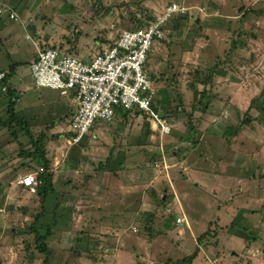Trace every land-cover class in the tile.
Masks as SVG:
<instances>
[{"label":"rangeland","instance_id":"1","mask_svg":"<svg viewBox=\"0 0 264 264\" xmlns=\"http://www.w3.org/2000/svg\"><path fill=\"white\" fill-rule=\"evenodd\" d=\"M170 1L15 0L14 6L11 4L5 8H8L9 12H17V20L20 17L21 21L26 19L27 22L24 23L25 28H22L21 23L15 17L14 21H11L13 26L10 29L0 28V66L5 67L11 62H23L24 64L17 68V71L24 82L33 85L27 63L33 57L36 58L38 50L53 47L76 55L78 38L82 33H88L90 34V40L86 42L88 52L83 57L90 59L95 53L110 45L111 41L117 39L122 31L134 29L137 19L144 24ZM181 1L185 2L184 6L188 9L185 13L189 17L206 19V22L203 21L206 25L204 27L202 25V28H209L206 31L209 34L208 44L206 40L198 36L194 38L184 36L185 33L176 38L171 28L170 18V22L165 27L164 38L153 43L146 64L155 90L156 109L168 115L166 117L171 119L174 128L169 135H159L160 129L159 132L150 129V133L143 119L139 118L138 122L130 117L133 122L130 126H126L124 135L134 134L133 132L139 134V141L145 146V160L148 159V164L152 165L149 166L151 169L160 171L155 175L151 174V177L155 178L156 186L161 185L163 191V189L167 190L168 185L176 187L175 183H177L179 202L183 213L189 219L188 222L191 223V232L195 234L207 230L208 233L199 239L200 245H197L194 244L187 229H185L186 234L181 238H174L175 235L165 233L164 230L159 231L167 218L177 215L178 205L170 202L171 191L169 190L168 197L164 196L167 198V206L161 205L163 210L155 212V217L152 215L150 219L145 218L144 227H140L135 234L131 233L130 214H119L123 219L119 231H124V229L126 231L117 235L122 234L119 239L124 246V253L127 254L123 255L126 256V261L132 262L131 264H177V261L192 256L199 247L206 248L207 246L211 247L206 251L210 258L218 253L217 256L221 260L236 263L235 254L241 256L242 253V240L239 239V235L245 239L249 237V231L244 230V219L241 217L244 216L242 214L245 211L232 216L235 207L246 208L247 211L249 208L253 210L252 196L264 198V0H223V3H218L216 0ZM0 3H5V1L1 0ZM24 6L27 7L24 8ZM204 6L210 8L208 11L212 13H208L209 15H219L215 18V20H220L219 25L226 21L220 17V13L233 18L234 24L231 31L228 32L227 27L221 24L224 35H215L214 29H219V27L209 25L211 16H203V12L201 13ZM221 8L229 10L225 12ZM23 9L28 12L25 13ZM214 9H218L219 12L212 11ZM18 12L26 16L23 17ZM197 24L192 22L191 29L186 30L188 32L197 30ZM31 26L37 27L38 30H29ZM203 32L202 30L200 33ZM8 33H13L11 42L7 39ZM41 38L44 39L43 42ZM193 39L194 42L198 40L202 45L188 49ZM8 57H10L9 62ZM213 67L216 70L211 75H216L211 79L213 80L210 83L212 89L208 90L209 83L203 79ZM200 69L205 71L202 77L199 76ZM1 71L5 70L1 69ZM197 86H199V92H197ZM203 89L206 92L204 97L200 98L199 93ZM40 91L47 90L40 89ZM14 93L17 95V91ZM207 99H211L212 104L205 114L201 113L202 115L199 116L198 120H201L199 128L196 129L194 125L191 129L187 126L186 115L180 111L184 107L189 108L197 101L203 106ZM22 100L26 106L27 101L30 100L28 93ZM19 101L22 102L20 98ZM196 109L199 111L200 108L196 106ZM231 128L238 129L234 137H230L227 132V129ZM2 131L3 129L0 130ZM20 140L26 143L25 137H21ZM11 141L12 138L6 130L4 136L0 135L1 149L7 153L17 152ZM18 152L22 151L18 149ZM162 152L165 162H168L167 158H172L176 169L168 171V163L167 170L163 169ZM155 162L159 165V170L155 167ZM230 165L240 168H235L237 170L234 173L231 169H224ZM186 167L191 170L189 174L187 173L189 181L181 179L179 170H177L180 169V172H183ZM38 168L30 170L35 172ZM18 175L21 174L7 172L0 176V264L26 263L34 257L31 263L41 264L43 255H39L36 251L34 240L36 235L27 234L33 222L21 220L24 204L16 203L15 194L4 195L10 187L9 184ZM183 175L186 177L185 174ZM38 177L39 174L37 179ZM145 184L154 185L149 178L145 179ZM37 186L38 180L32 190L28 189L29 192L34 194ZM15 188L18 191L19 186ZM257 188L259 194L256 195ZM18 204L23 205L20 210L15 209ZM26 207L34 213L31 202H28ZM230 209L231 212L228 214ZM164 210H171V213ZM113 214L117 215L116 211ZM17 218L23 222L12 220ZM30 218L34 221L35 214H32ZM42 218L43 216L38 219L35 228L43 236L44 229L39 227ZM134 224V226H142L143 221H135ZM219 227H223L224 231L233 228L235 233L233 236L231 233H218ZM177 235L176 237L180 236ZM197 240L198 238L195 241ZM216 244L218 247L213 248L217 246ZM146 251L152 253L150 260ZM246 251H248L247 248ZM123 255L121 254L120 257L123 258ZM202 256L200 254V259L203 260ZM111 257L108 258L107 254L105 258L111 259ZM244 259H246L245 262L248 261L247 258ZM63 262L64 260H61V263Z\"/></svg>","mask_w":264,"mask_h":264},{"label":"crops","instance_id":"2","mask_svg":"<svg viewBox=\"0 0 264 264\" xmlns=\"http://www.w3.org/2000/svg\"><path fill=\"white\" fill-rule=\"evenodd\" d=\"M4 1L5 3H0L2 11H5L0 15V28H3V30L4 28L10 29L13 26L11 25V21H14L8 18L9 11L8 8L5 7L11 4L14 6L13 3H15V0ZM216 1L218 3H223V0ZM26 7L27 6H24V8ZM221 9H224L225 12L229 10L227 8ZM23 10L25 13L28 12L25 11V9ZM203 10L201 11V13L203 12V16H211L208 14L212 13L208 11L210 10L209 7L204 6ZM212 11H216L217 13L218 9ZM18 13L23 17L26 16V14L22 12ZM220 14V17L226 20L221 24L227 27L226 30L230 32L233 28L234 23L232 20L234 19L228 17L224 13ZM216 16L218 17L219 15L212 14L209 18V25L213 27L217 25L219 29H214L215 35L221 36V34L224 35V32L221 29V24L219 25L220 20H215ZM198 19L199 18L196 17H189L187 13L184 16L176 15L174 21L178 27L172 28L173 33L175 32V37L179 38L182 33H185L184 36H193V38L198 36L206 40L208 44L209 34L206 31H208L209 28H202V25L203 27L206 25V23H203L204 20L206 22V19H199V23ZM190 20L193 24L198 23L197 30L191 32L186 30L191 29L192 22H190ZM17 21L21 23L22 28H25L24 23L27 22L26 19H22L21 21L19 17ZM183 23H185L184 26ZM29 30L34 31L38 30V28L31 26ZM202 30L207 36L200 33ZM12 38L13 33H8L7 39H9V42H11L10 40ZM37 38H39V36H37ZM89 38L90 34L82 33L76 44L75 52H77V54L74 55L82 60H89L83 57L86 52H88L86 42L90 40ZM41 40V42H43L44 39L41 38ZM182 40H184V38ZM190 42L191 44L188 49L197 46L200 47L202 45L198 40L194 42L193 39ZM34 58L35 57L27 63L28 69ZM7 61H10V57H8ZM15 63L19 65L24 64L23 62H11L5 67L0 66V70L9 71L11 74L9 80L11 89L14 90V92L17 91V95L14 93L16 98L13 110L16 117L21 120L20 126L23 129L13 125L12 132H9L6 128L0 126V128L3 129L0 135L3 134L4 136L7 130L9 136L12 138L11 144L13 143L16 147L15 150H17V152L11 151V153H7V151L1 149L0 146V176L7 172L21 174L15 177V180L13 179L9 184L10 187L7 186L8 190L4 195L7 193H9L10 196L15 194L16 203L24 204L25 207L21 211L23 215L21 220L25 222L30 221L31 223L33 219L30 217H32V214H37V212L43 216L40 220L41 225L39 227L43 228L44 232L46 229L50 232L47 234L44 241L50 254L48 264H131L132 262L126 261V256L123 255L127 254L124 253V246L121 244V239H119L122 234L117 235L118 233H124L126 231V229H124V231H119V227L123 222L120 215L130 214L129 217L132 220L130 228L131 233H137L140 227H144L147 215H154L155 212L163 210L161 205L167 206L168 202H166V197H168L167 194L169 190L171 191V198L169 197L170 202H174L178 205L176 208L178 209L177 215H171L170 218H167V221L163 223L159 231L164 230L165 233H172L175 235L174 238H181L186 234L185 229H187L194 244L200 245L199 239L206 235L208 231L204 230L203 232L201 231L195 234L191 232V223L188 222L189 219L183 213L179 202V192L176 189L178 188L177 183H175L176 187L168 185L167 190L163 189V191L161 185L156 186V182L154 181L155 178L151 177V174L155 175L157 174L156 172L159 173L160 171L151 169L149 166L152 165L148 164V159L145 160V146L139 141V134L133 132L134 134L124 135L126 126H130V123L133 122L134 119L139 122L140 117H137L136 113L117 110L111 124L108 125L97 121L88 135L83 137L78 144L67 147L66 141L72 135L68 123L70 116L76 108L73 95L62 96L58 92L48 89H46L47 91H40V89L35 88L34 85L23 81V78L17 71V68L21 66L14 67ZM27 93L30 100L27 101L25 106L22 98ZM19 98L22 102L19 101ZM33 101H35V103ZM4 109L5 104L1 102L0 117L4 114ZM135 116L137 118H135ZM130 117H132L133 120ZM149 129L151 128L149 127ZM65 134L68 136L67 138L66 136L64 137ZM21 137L26 138V143L20 140ZM8 139L10 140V138ZM158 139L162 141V139ZM31 142L39 143V147H41V150L44 152V159L48 162V171L51 174V183L54 192L46 196L43 204L39 203V198L36 193H30L28 190L29 188H24L19 183L21 177L33 173L31 170H34V168L37 169V160L34 155H31V152H33ZM119 144H121L120 147H117ZM20 146H22L23 150H28L29 154H25L24 157L21 156V154L19 155L20 152H18V149H20ZM162 155L163 166L166 167H163V169L167 170L168 166V171L176 169L174 167L175 163L171 160L172 158H167L168 162H165L163 152ZM232 166L233 167L230 165L228 168L224 169H231L234 173L235 170H237L235 168H240L238 166L235 167V165ZM39 169L40 168H38V170ZM190 169L186 167L185 171H183L186 173L180 172L181 170L177 169L179 170L178 173L181 179L189 181L187 173L189 174L191 171ZM183 174H185L186 177H184ZM147 178L151 179L152 184H154L153 186L145 184V179ZM16 186H19L18 191L15 188ZM148 189H150V193L147 192ZM159 189H161V193H159ZM172 189L174 190L172 191ZM16 191L17 193H15ZM257 194H259L258 188L256 191V195ZM165 195L166 197H164ZM147 197H149L150 201L147 200ZM252 197L254 199L253 210L249 208L247 211L246 208L235 207V212L232 215L236 216L238 212L240 214L242 211H245V213L242 214L244 216L241 217L244 219V230L248 229L249 231V237H246L247 239H243L241 235L236 234L237 236L239 235V239L242 240L241 256L235 254L237 262H225L217 256L218 253L210 258L206 254V251L211 247L207 246L206 248L199 247L194 258L195 261H193V259L188 264H253L254 262L256 264H264V220H262L264 219V198L262 199V197L259 198L254 195ZM28 202L33 204L34 213L31 212L30 208L26 207L28 206ZM19 204L15 206V209H21L23 205L20 206ZM115 211L117 215L113 214ZM169 212L171 213V210ZM230 212L231 209L227 213L229 214ZM17 219L12 220L15 222H23L19 220V218ZM176 219H181V222L176 223ZM141 220L143 221L142 226H134L135 221L141 222ZM231 229L232 230L229 231L225 229L224 231L223 227H219L218 233H231L233 236L235 229ZM35 230L38 232L36 228ZM36 234L38 237L42 236L41 233ZM176 235L180 236L176 237ZM197 238L198 240L195 241ZM138 239L141 238L138 237ZM148 245L150 248L151 244L149 243ZM216 245V247H212L217 248L218 244ZM246 248L248 251H246ZM148 253H151V251ZM148 253L146 251V255L150 260L152 253L151 255H148ZM107 254L108 258L112 256L111 259L105 258ZM121 254L123 258L120 257ZM200 254L201 256L203 255V260L200 259ZM244 258H247L248 261L245 262L246 259ZM127 259H129L128 256ZM33 260H28L29 262L26 261V263L19 262V264H32L31 262ZM61 260H64V262L61 263ZM180 261L182 260L177 261V264H181L179 263Z\"/></svg>","mask_w":264,"mask_h":264},{"label":"built area","instance_id":"3","mask_svg":"<svg viewBox=\"0 0 264 264\" xmlns=\"http://www.w3.org/2000/svg\"><path fill=\"white\" fill-rule=\"evenodd\" d=\"M186 10L181 0L170 1L151 20L122 31L113 45L104 47L89 60L53 47L37 51L29 66L34 87L62 96L73 95L76 108L68 123L72 135L66 141L67 147L78 144L97 121L111 124L117 110L141 113L151 129H160L159 135L170 133L168 122L152 109L155 94L146 64L153 43L164 38L170 18ZM3 13L0 10V15ZM8 13L15 19V12ZM4 77L5 72L1 71L0 82ZM154 165L159 168L157 162ZM40 172L42 169L21 177L19 183L32 190ZM180 222L176 219V223Z\"/></svg>","mask_w":264,"mask_h":264},{"label":"trees","instance_id":"4","mask_svg":"<svg viewBox=\"0 0 264 264\" xmlns=\"http://www.w3.org/2000/svg\"><path fill=\"white\" fill-rule=\"evenodd\" d=\"M171 1H178V0H171ZM167 4H169V2ZM183 5H185V3H183ZM185 14L186 13L180 14L179 16H184ZM175 16L176 15H173L171 17V20H170L172 22L171 28H173V27L177 28L178 27V26L176 27L177 24L174 21ZM8 18L12 19L9 16H8ZM180 18H182V17H180ZM12 20H14V19H12ZM136 23H137L136 27H139V26L143 25V22H141L138 19L136 20ZM111 45H113V41H111V44L108 45V46H111ZM69 55H71V54H69ZM72 56H75V55H72ZM21 65L15 63L14 67H19ZM214 70H216V69L213 67V69L209 70V72L207 71L208 74L203 79V80H205V82L209 83L208 90L212 89L211 88L212 85L210 83L213 81V80L211 81L212 77L216 75V74L211 75L212 72H214ZM200 71H201V73H200L199 76L202 77L203 74L205 73V71L203 72L201 69H200ZM10 76H11L10 72L7 73L5 71V77H4L3 81L0 82V105H1V102L5 104L4 114L2 115V117H0V126L6 128L9 132H12L13 125L14 126L15 125L18 126L19 128H22V127L20 126L21 125V123H20L21 120L16 117V115L14 114V110H13L16 97L14 96L15 95L14 94V90L11 89V86H10V83H9ZM3 86L5 87V91H2V87ZM198 88H199V86L196 87V89H198ZM153 90H154V88H153ZM154 92H155V90H154ZM197 92H199V89L197 90ZM205 92H206L205 89H203L201 91V93H199V97L203 98ZM2 94H3V96H2ZM211 99H207V102L203 106H202L201 103H199V101H197L196 103H194L189 108H185L184 107V109H182L180 111L181 113L186 115L187 126H190L191 129H192V126H194V125L196 126V129L199 128V122L201 121V120H198L200 118L199 116L202 115V114H205L207 112L208 107L212 104L210 102ZM5 101H6V103H5ZM155 104L156 103L152 104V109L154 110L155 113H159L162 116V118L168 122V124L170 125V129L172 130L174 128V125L171 124V119L167 118L168 115L162 114L158 109H156V105ZM196 106L200 108L199 111L196 109ZM196 113L198 115H195ZM136 115H137V117H140L141 119L144 118V116L141 113H136ZM190 117L193 118V119L190 120L191 119ZM195 118H197V119H195ZM145 127L149 128V125L147 124V126H145ZM148 130L150 131V129H148ZM227 132L230 135V137H234L237 134L238 129L237 128L236 129L235 128L227 129ZM31 144H32V148H33V150H32L33 152H31V155H34V157L36 158L37 167L42 168V170H43L42 172L39 173V177L37 179L38 180V186H37V190L35 191V193L37 194V197L39 198V203L43 204L46 196L48 194H52L54 192L53 187H52V183H51V174L48 171V169H49L48 162H47L46 159H44V152L41 150V147H39V143L38 142L37 143L31 142ZM20 150L22 152H20L19 155L21 154V156H23V157L25 156V154L26 155L29 154L28 150H23L22 146H20ZM31 155H29V156H31ZM40 217H42V215L37 212V214H35V219H34L33 223L29 227L28 232L29 233H34L36 235L35 238H34L35 245H36V251H37V253L39 255L40 254L43 255L42 264H48L50 254H49V252L47 250L46 245L44 244V241H45V238H46L47 234L50 233V232H49V230L46 229L45 232H44L45 234L43 236H41V237H38V235L36 234L38 232L35 230V225L38 222V219ZM151 217H152V215H147V218L150 219ZM196 253H197V250L195 251V253L192 256L188 257L187 259H184V260L180 261L179 263H181V264L182 263H190L195 258Z\"/></svg>","mask_w":264,"mask_h":264},{"label":"bare ground","instance_id":"5","mask_svg":"<svg viewBox=\"0 0 264 264\" xmlns=\"http://www.w3.org/2000/svg\"><path fill=\"white\" fill-rule=\"evenodd\" d=\"M40 169H42V168H40ZM43 171V170H42Z\"/></svg>","mask_w":264,"mask_h":264},{"label":"clouds","instance_id":"6","mask_svg":"<svg viewBox=\"0 0 264 264\" xmlns=\"http://www.w3.org/2000/svg\"><path fill=\"white\" fill-rule=\"evenodd\" d=\"M26 188H28V187H26Z\"/></svg>","mask_w":264,"mask_h":264}]
</instances>
